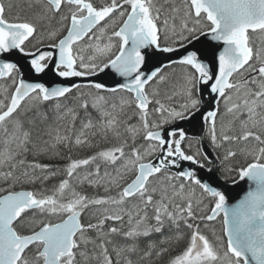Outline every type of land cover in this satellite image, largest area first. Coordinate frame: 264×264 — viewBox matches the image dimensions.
<instances>
[{
    "label": "snow or ice",
    "instance_id": "snow-or-ice-1",
    "mask_svg": "<svg viewBox=\"0 0 264 264\" xmlns=\"http://www.w3.org/2000/svg\"><path fill=\"white\" fill-rule=\"evenodd\" d=\"M0 264H264V0H0Z\"/></svg>",
    "mask_w": 264,
    "mask_h": 264
},
{
    "label": "water",
    "instance_id": "water-1",
    "mask_svg": "<svg viewBox=\"0 0 264 264\" xmlns=\"http://www.w3.org/2000/svg\"><path fill=\"white\" fill-rule=\"evenodd\" d=\"M242 187H246L244 185H242ZM243 195V191H241L240 188H237L234 192H233V196H242ZM232 202H235V200H233Z\"/></svg>",
    "mask_w": 264,
    "mask_h": 264
}]
</instances>
